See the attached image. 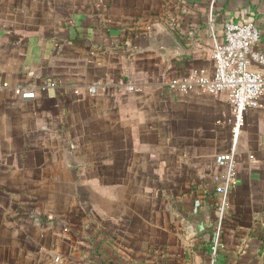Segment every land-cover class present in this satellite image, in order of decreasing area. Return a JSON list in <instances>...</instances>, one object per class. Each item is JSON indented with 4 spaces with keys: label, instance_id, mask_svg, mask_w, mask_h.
Wrapping results in <instances>:
<instances>
[{
    "label": "crops",
    "instance_id": "crops-1",
    "mask_svg": "<svg viewBox=\"0 0 264 264\" xmlns=\"http://www.w3.org/2000/svg\"><path fill=\"white\" fill-rule=\"evenodd\" d=\"M0 0V264H209L226 94L168 82L201 69L224 23L264 0ZM168 31L180 55H162ZM98 86L96 94L89 88ZM33 89L24 100L16 87ZM246 114L217 264H264V98Z\"/></svg>",
    "mask_w": 264,
    "mask_h": 264
},
{
    "label": "built area",
    "instance_id": "built-area-1",
    "mask_svg": "<svg viewBox=\"0 0 264 264\" xmlns=\"http://www.w3.org/2000/svg\"><path fill=\"white\" fill-rule=\"evenodd\" d=\"M216 0L210 3L211 16L214 19ZM224 42L216 43L212 50L215 63L214 72L192 69L180 78L170 80L168 86L178 93L188 95L195 89L209 95L226 94L232 107L231 121L232 145L229 151L216 157V166L222 171L216 177V194L219 197L218 206L213 214V241L210 247L209 264H217L218 255L225 231V219L230 204L231 193L238 187L237 152L242 133L246 124V114L251 109L263 107L264 98V52L257 49L261 42V33L254 22L227 21L224 23ZM3 85L0 81V87ZM98 86L89 88L91 94H96ZM15 94L24 100L36 98L33 89L16 87ZM61 262L56 257L51 264Z\"/></svg>",
    "mask_w": 264,
    "mask_h": 264
},
{
    "label": "water",
    "instance_id": "water-1",
    "mask_svg": "<svg viewBox=\"0 0 264 264\" xmlns=\"http://www.w3.org/2000/svg\"><path fill=\"white\" fill-rule=\"evenodd\" d=\"M156 38H163L164 44L158 49V52L162 55H180L182 53V48L177 40L166 30H159ZM214 225L213 215L210 211L205 213H200L195 215L191 221L190 226V236L197 237L199 235L209 232Z\"/></svg>",
    "mask_w": 264,
    "mask_h": 264
}]
</instances>
